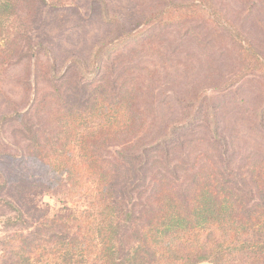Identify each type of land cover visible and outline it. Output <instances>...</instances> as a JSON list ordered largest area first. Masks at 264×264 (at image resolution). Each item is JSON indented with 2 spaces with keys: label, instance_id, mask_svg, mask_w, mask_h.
<instances>
[{
  "label": "rangeland",
  "instance_id": "374dc122",
  "mask_svg": "<svg viewBox=\"0 0 264 264\" xmlns=\"http://www.w3.org/2000/svg\"><path fill=\"white\" fill-rule=\"evenodd\" d=\"M15 1L9 53L0 58V253L7 234L52 229L48 215L75 203L49 187L28 144L55 136L51 118L84 102L85 84H101L108 102L123 89L142 121L100 147L131 214L151 200L154 175L174 186L202 168L238 177L264 156V67L240 51L244 40L264 61V0H211L213 11L191 6L200 0ZM175 125L182 129L167 153L154 152L148 174L123 157ZM1 264L12 262L3 256Z\"/></svg>",
  "mask_w": 264,
  "mask_h": 264
},
{
  "label": "trees",
  "instance_id": "16d2710c",
  "mask_svg": "<svg viewBox=\"0 0 264 264\" xmlns=\"http://www.w3.org/2000/svg\"><path fill=\"white\" fill-rule=\"evenodd\" d=\"M202 1L191 6L204 3L216 9L211 0ZM15 7V0H0V58L9 53L5 47ZM240 43L248 65L264 67L257 50L244 40ZM87 87L79 88L84 102L51 118L56 126L53 138L41 144L33 137L28 144L30 155L36 149L34 161L49 175V187L75 203L48 215L52 229L44 225L33 232L7 234L0 264L3 256L12 264H264V156L253 157L238 177L202 168L185 184L174 186L164 174L154 175L151 200L138 215L131 214L100 147L135 124L141 127L142 121L136 122L134 105L123 89L108 102L102 101L101 84ZM181 129L172 126L161 139L143 142L123 157L137 172L148 174L155 166L154 152L167 153ZM36 131L44 133L42 128ZM23 217L20 213L19 219Z\"/></svg>",
  "mask_w": 264,
  "mask_h": 264
}]
</instances>
